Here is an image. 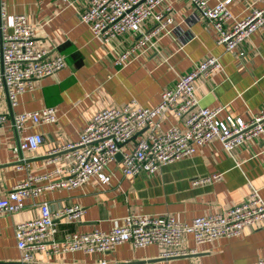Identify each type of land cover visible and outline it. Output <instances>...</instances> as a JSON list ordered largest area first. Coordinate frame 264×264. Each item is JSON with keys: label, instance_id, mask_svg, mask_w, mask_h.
<instances>
[{"label": "crops", "instance_id": "obj_1", "mask_svg": "<svg viewBox=\"0 0 264 264\" xmlns=\"http://www.w3.org/2000/svg\"><path fill=\"white\" fill-rule=\"evenodd\" d=\"M1 1L8 17L24 14L34 28L35 42L63 55L66 66L35 80L32 90L17 96L15 106L10 105L6 93L0 90V113L7 117L0 126V197L28 174L44 175L60 165V161L51 160L45 153L61 143L77 140L97 110L121 106L131 100L152 108L159 103L164 88L172 86L179 74L206 57L215 56L220 68L196 79L195 94L201 106L223 107L220 118L230 115L243 120L264 108V28L256 29L236 49L227 51L216 43L211 26L190 0H167L171 7L167 14L171 18L167 25L170 32L162 34L150 51L118 65L119 54L140 33H126L109 43L92 37L79 17L87 0H75L72 6L62 0ZM218 1L207 0L210 6ZM251 8H264V1L232 0L228 5L232 20L228 24L243 19ZM152 25L149 20L142 30ZM46 107L56 111L53 123L35 125L28 120L25 132L13 126L15 115ZM181 124L179 118L167 112L157 119L156 130ZM33 132L43 136L38 149L14 152L13 147L22 136ZM140 137L141 134L136 135L123 149L130 148ZM104 172L109 176L107 183L91 177L77 188H44L37 197L27 199L21 210L1 214L0 263L18 261L15 225L36 217L41 202H47L52 210L72 205L83 209L76 221L67 217L55 219L60 238L67 232L107 231L121 225L128 213H166L179 222H190L194 217L241 203L252 187L258 189L264 201V140L259 135L232 152L213 140L196 147L189 156L164 164L153 174L125 175L116 157ZM214 173L220 174L218 181L193 183ZM182 247L194 252L163 259L157 257L156 245L135 248L124 242L104 253L37 252L33 264H100L102 261L106 264H256L264 257V226L246 227L237 236L200 244H195L187 233Z\"/></svg>", "mask_w": 264, "mask_h": 264}, {"label": "built area", "instance_id": "obj_2", "mask_svg": "<svg viewBox=\"0 0 264 264\" xmlns=\"http://www.w3.org/2000/svg\"><path fill=\"white\" fill-rule=\"evenodd\" d=\"M72 6L75 0H62ZM232 0H220L210 6L207 0H190L192 5L214 31L215 41L227 51L236 49L242 41L258 28H264V8H251L241 20H232L228 5ZM264 1V0H262ZM161 8V10H157ZM167 0H87L79 13L92 37L103 43L126 33H140L116 64L124 65L134 55L154 48L162 34L169 33L171 18ZM149 20L153 25L146 31L143 26ZM34 28L22 13L8 17L5 4L0 0V90L6 93L11 106L17 104V96L34 88V81L49 76L66 66L63 55L42 48L35 42ZM241 55L242 52H239ZM220 68L218 59L209 56L190 70L177 76L174 84L161 91L159 103L148 108L131 100L121 106L97 110L79 132L78 139L61 143L45 154L53 161H60L54 170L40 176L28 174L13 185L4 197H0V215L13 214L24 207L29 198L37 197L44 188L72 189L82 186L91 177L107 183L106 165L119 153L121 171L125 175L140 172L153 174L164 164L193 154L196 147L213 140L232 152L238 146L262 135L264 140V108L252 114L248 120L226 115L220 118L223 107H205L199 104L195 94V82ZM52 107L23 112L13 117V126L25 132V123L31 120L40 125L56 120ZM172 112L181 126L171 125L157 131V119ZM0 113V126L6 121ZM141 134L127 150L123 149L131 139ZM43 142L40 132L26 133L13 147L14 152L35 151ZM55 178V179H54ZM54 179V180H53ZM220 179L214 173L193 181L212 183ZM44 181L45 184H38ZM83 209L72 205L52 210L47 202L39 204V214L15 225L14 238L20 256L15 264H33L34 254L104 253L114 245L124 242L133 247L156 245L158 258H172L193 253L182 247L183 236L192 235L195 244L211 242L222 237L239 235L246 227L264 226V201L258 189L251 188L248 197L233 207L194 217L190 222H179L170 214L148 215L128 213L121 225L107 231L67 232L57 237L55 219L67 217L76 221ZM13 264V263H0ZM100 264H106L102 261ZM256 264H264V257Z\"/></svg>", "mask_w": 264, "mask_h": 264}, {"label": "water", "instance_id": "obj_3", "mask_svg": "<svg viewBox=\"0 0 264 264\" xmlns=\"http://www.w3.org/2000/svg\"><path fill=\"white\" fill-rule=\"evenodd\" d=\"M47 157V156H46ZM116 157L120 159L121 155L119 153L116 154Z\"/></svg>", "mask_w": 264, "mask_h": 264}]
</instances>
